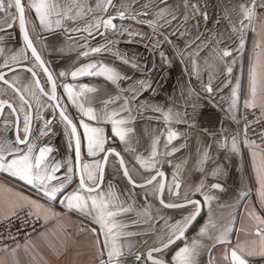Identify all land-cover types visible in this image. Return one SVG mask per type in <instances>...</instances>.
Listing matches in <instances>:
<instances>
[{
	"label": "crops",
	"instance_id": "obj_1",
	"mask_svg": "<svg viewBox=\"0 0 264 264\" xmlns=\"http://www.w3.org/2000/svg\"><path fill=\"white\" fill-rule=\"evenodd\" d=\"M23 2L29 35L58 85L57 97L61 108L73 123H77L78 130L83 131L78 123L81 119L103 128L107 138L105 148L115 149L121 154L137 183L150 179L158 170L164 171L167 174L163 197L166 203H182L186 199L202 203V216L188 235L157 257L174 264L172 257L175 253L185 244L191 245L196 241V264H230V258H226L229 257V249L241 246L247 253L258 247L260 238L255 233L258 228L264 230V225L256 218H264L259 179L260 170L264 167V152L242 141L241 112L244 108H256L264 115V19L256 10L251 22L244 20L243 24L240 23L243 17L239 14V5L244 3L251 7L249 0H189L199 6V12L187 21L183 16L186 12L190 15V10L183 7V0H168L170 6L179 8L178 18L171 25L159 20L161 27L156 32L147 23L137 22L156 19L158 9L151 6L152 0H113L115 6L109 7L106 13L95 9L97 0H86L94 11H86L77 17V9L73 8L70 15L75 18L62 19V24H54L52 30L41 26L34 10L27 8V0ZM64 2L68 0H61ZM79 2L83 4L85 0ZM144 4H150V7L144 9ZM119 11L129 15L147 11L148 15L137 16L136 20L116 19L115 30H103L101 25L99 30L90 28L91 35L84 31L89 25H95L97 18L107 19ZM205 12L207 19L201 15ZM233 24L236 30H233ZM122 28L128 32H123ZM0 29H5L0 30V49H3L0 74L15 67L28 66L50 93L48 81L23 41L15 8L0 11ZM129 32L143 35L132 36ZM164 37L171 42H166ZM156 40L160 41L159 46ZM94 47H101L102 51L92 53ZM224 50L230 51L231 55L222 57ZM85 51L89 52L88 56L82 55ZM13 56L15 60L11 59ZM123 59H128L129 63L125 64ZM90 63L115 68L122 79L113 83L104 75L71 76L73 71ZM134 64L137 67H133ZM228 67L232 68L231 73L227 72ZM253 68L262 84L254 107L249 106L252 103L250 82ZM62 72L66 75L61 76ZM5 80L28 104H24L16 91L3 81H0V102L13 104L21 127L24 111L32 116V139L37 148L52 147L49 159L64 165L58 176H64L68 166H73L74 171L70 174L71 182L56 201H50L41 189L18 177L0 172V220L14 216L11 215L13 212L16 215L27 210L31 215L38 213V218L45 224L23 244L0 253V264H97L104 239L99 225L85 212L69 210L60 203L64 196L79 186L73 138L71 145L69 143L70 128L36 87L30 72L10 73ZM141 81L144 82L143 88ZM209 84L212 93L206 91ZM65 85L72 86L76 103L65 91ZM85 85L94 91L82 92ZM133 88L137 89L135 99L130 91ZM110 100L114 102L104 103ZM125 100L129 101L127 107L130 111L122 110ZM79 103L109 115L113 111L118 112L116 118L127 121L124 127L130 129L126 140L121 141L115 135L108 119L89 121L83 117ZM165 113L171 114L169 119L165 118ZM50 117L58 121L50 131L41 135L45 121ZM15 123L14 113L6 108L0 124V138L14 140ZM171 132L176 136L169 141ZM21 136L23 138V133ZM233 138L238 146L236 152L231 150ZM154 148L157 155L150 161L155 165L152 169L141 164L138 158L148 161ZM104 154L89 156L87 141L82 137L81 165L102 161ZM161 180L160 177L145 188L133 187L123 177L119 160L111 155L108 158L100 189L106 196L111 185L115 195L109 205L110 210L130 209L120 211L114 218L116 223L125 226L117 231L134 234L120 239L125 249L122 258L125 264H151L146 260V253L159 247L161 239H167L171 225L195 210L192 205L181 209L163 206L159 202L158 191ZM176 182L180 183V188L179 195L174 197ZM214 183L221 184L223 190L213 189L211 185ZM197 188H200L199 192ZM245 191L248 195L241 198ZM205 196L211 199L205 200ZM23 198L36 201L42 207L29 210ZM230 225L229 243H219L217 237ZM202 228L207 229L203 235L200 234ZM136 255H141V261H135ZM245 258L248 264H264V256L258 254L245 255Z\"/></svg>",
	"mask_w": 264,
	"mask_h": 264
},
{
	"label": "snow or ice",
	"instance_id": "obj_2",
	"mask_svg": "<svg viewBox=\"0 0 264 264\" xmlns=\"http://www.w3.org/2000/svg\"><path fill=\"white\" fill-rule=\"evenodd\" d=\"M251 7H248L244 3L239 5L240 15H242L243 19L240 20V23L243 24L244 20H248L249 22L257 14V9L264 11V0H249ZM163 5V7H160ZM113 0H97L95 9H100L103 12H107L109 7H114ZM151 6L156 7L158 11H156L155 20H147L140 21L138 23H147L153 29V32H156L161 25H159V20H164L165 25H171L173 20H176L177 13L179 11L178 7L170 6L168 0H152ZM144 9L150 7V4L142 5ZM183 7L186 10H190V15L186 12L184 14L183 19L187 21L188 19L194 17L199 12V6L197 4H191L189 0H183ZM7 9L15 8L18 13V21L19 28L23 31V40L27 48L31 49L32 55L36 58L37 61H40L41 66L43 67L44 62L41 60L40 55L38 54L36 48L33 45V42L30 38L28 28L26 26V17L25 11L26 6L23 0H0V11H5ZM27 8L29 10H34L36 17L39 20L41 26L48 30H52L53 25L60 26L62 24V19H74L75 17L70 15L73 11V8L77 9L76 16H82L86 11L92 12L95 9L88 5L86 0L85 3H80L79 0H68V2L61 3V0H27ZM147 16L148 12H136L133 15L127 14L125 11H119L115 16H109L107 19L97 18V22L95 25H89L88 28H85L84 31H89L90 28L95 27L97 30L101 27V25L105 29H116V24L113 22L115 19L119 18L123 19H133L136 20L137 16ZM201 15L207 19V13H201ZM232 23V21H229ZM11 27V24L8 25ZM5 30V29H0ZM233 30H236L235 24H233ZM123 32H128V29H123ZM91 31H89V35H91ZM175 34V33H173ZM129 35L132 36H142L143 33L140 32H129ZM164 34L161 33V36ZM183 35V33H181ZM199 38V37H197ZM166 42H171L167 37H164ZM156 45L159 46L160 41H155ZM243 45V40H241V46ZM102 51L101 47H94L91 49L92 53H100ZM3 53V49H0V54ZM84 56H88L89 52L85 51L82 53ZM231 52L224 50L222 52V57L230 56ZM161 57L164 58V54L161 53ZM11 59L15 60L16 57L13 56ZM125 64L129 63L128 59H123ZM5 66H8L5 64ZM133 67H137V65H133ZM95 70V71H94ZM31 71V69H29ZM44 71L48 74V80L51 82V95L50 99L53 101L57 100L56 96V82L52 77V74L48 72L47 68H44ZM227 72L231 73L232 68L228 67ZM34 75V73H33ZM61 76L66 75V73H60ZM80 75H104L107 80L112 81L113 83H117L120 79H122L120 73L112 67L107 65L97 64H88L84 67L77 69L71 73L73 78H76ZM0 81H3L5 84H8L9 81L4 79V76L0 74ZM141 87L143 88L144 82H140ZM37 86H39V81L37 80ZM239 88V85H237ZM251 97L252 103L249 106H255L254 101L257 95V92L262 88L261 81L259 79V75L255 68L251 71ZM40 91L44 95H49L48 93L43 92V88L40 87ZM65 91L68 93L69 97L73 99V102L76 103L75 94L73 93L71 85H65ZM92 92L94 89L88 88L87 85L83 86L82 90ZM133 93V99H135V92L137 89H130ZM206 91L208 93H212L213 89L211 84L207 85ZM233 96H236V92H233ZM21 100L24 104H28V101L24 100L21 97ZM114 101H105L104 103L107 105L108 103H112ZM7 104V102H0ZM129 101L125 100L123 109L124 111H130L128 109ZM236 100H233V105H235ZM13 113L17 112V109L12 105H7ZM31 107V105H28ZM56 108H60L59 103L55 105ZM78 107L83 115V117H87L89 121H99L102 118L108 119L112 124V131L115 133L117 137L121 141H125L130 129L124 127L127 123L124 119H117L116 117L119 115L118 112L113 111L110 115L107 112H97L93 107H84L82 103L78 104ZM159 110V109H157ZM21 111H24L21 108ZM59 116L62 121L65 122L66 126L70 128L69 136H70V145L72 143V139L74 138V150H75V160L77 162L81 161V145H82V137L87 141V154L89 156H96L99 153H106L103 157L102 161H96L94 163H84L81 165V171L79 174V186L76 190L64 196V199L60 201V203L65 204V206L69 210H79L81 212H85L87 215L93 217L95 223L99 225L100 229L103 232V248L99 250V256L97 264H125L124 259H122L125 255L124 245L120 242L121 237L123 236H131L134 235L131 232L124 233L123 231H117V229H122L125 227L124 225H120L115 222V217L119 214L120 211H130V209H119V210H110L109 205L113 203L112 198L114 197V193L111 191V185H109V191L106 196L102 193L100 189V185L103 181V166L107 163L108 156L111 155L115 158H119V164L122 169V175L125 177L129 183L133 187H144L146 185H150L153 181L156 180V177L153 176L150 179H147L144 184L138 185L133 178L132 172L126 165L123 157L119 152H116L115 149H107L105 148V144L107 143V138L104 134V129L100 127L92 126L90 123L81 119L78 121L80 127L82 128V132L78 130L77 123H73L72 119H70L64 112L63 109L60 110ZM171 116L170 113H165V118L169 119ZM32 116L24 111L23 116V125L21 127L20 117L16 116V124H15V133L14 140H9L7 138H0V172H6L11 176L18 177L20 180L25 181L29 185H33L41 189L44 192V195L50 201H56L57 197L64 192L67 185L71 182L70 174L73 173L74 167L68 166L65 169L64 176H58L57 173L60 172L61 168L64 165L61 162L52 161L49 159L50 153H52L53 149L50 146H43L37 148V144L32 139V131H31V123ZM42 119V117H41ZM51 121H45L44 130H41V135L46 134L47 131H50ZM23 133V138L21 136ZM176 136L175 132H171L168 135V140L171 141ZM231 150L233 152L238 151V146L235 138L232 140ZM157 152L155 148L153 149L149 160L146 161L143 158H138L140 163L146 165L152 169H154V163L150 164V161H153ZM158 176L163 177V172H157ZM259 179L261 183L260 195L262 199H264V167L261 168L259 173ZM56 183H53V182ZM89 182H91L89 184ZM180 185L177 183L176 188L178 189ZM213 189H222L221 184L214 183L211 185ZM164 185L160 184L158 186V191L162 194ZM197 192L200 191V188L196 189ZM94 194V195H93ZM176 195H179L177 192ZM248 195L245 191L241 194V198H244ZM27 205L29 206V210L31 208L40 209L42 205H39L36 201L28 200V198H23ZM211 197L205 196V200H209ZM161 203L164 201L161 199ZM189 205L194 207V211L190 212L186 217L181 221H177L175 224L170 226V232L167 234V239L160 240V246L151 248L146 253V260L151 261V264H169L168 261L161 258H155L154 253H163L166 249L170 248L171 245L175 244L177 240H183L185 237L186 231L191 227L192 223L196 220V218L200 215L201 210V202L199 200H191L186 199L184 203L174 204L168 203L165 204L167 208H184ZM11 215H15V212L11 213ZM33 215H37L38 213H33ZM253 215H255L253 213ZM260 220V223L264 225V218L256 217ZM231 230V225L228 228H225L220 236L217 237V241L219 243H229L227 240L228 233ZM93 232L96 229H92ZM207 231L206 228L201 229V235H203ZM256 236L260 238V243L258 247H254L251 251L245 253V249L241 246H237L235 248L229 249V257L230 264H248V260L245 258V255H253L258 254L260 256H264V230L257 229ZM196 249L197 242L193 241L191 245L185 244L184 247L180 248L175 255L172 257V261L174 264H196ZM130 251V248H129ZM226 257V258H229ZM135 261H141V255L135 256Z\"/></svg>",
	"mask_w": 264,
	"mask_h": 264
},
{
	"label": "built area",
	"instance_id": "obj_3",
	"mask_svg": "<svg viewBox=\"0 0 264 264\" xmlns=\"http://www.w3.org/2000/svg\"><path fill=\"white\" fill-rule=\"evenodd\" d=\"M264 19V11L257 9ZM244 133L242 141L258 147L264 152V115L256 108H244L241 112ZM40 218L23 210L20 213L0 220V253L23 244L44 228Z\"/></svg>",
	"mask_w": 264,
	"mask_h": 264
},
{
	"label": "water",
	"instance_id": "obj_4",
	"mask_svg": "<svg viewBox=\"0 0 264 264\" xmlns=\"http://www.w3.org/2000/svg\"><path fill=\"white\" fill-rule=\"evenodd\" d=\"M17 15H18V13H17ZM117 19H119V18H117ZM116 20V19H115ZM114 20V21H115ZM113 21V22H114ZM103 30H105V28H103ZM20 32H21V36H22V38H23V31L20 29ZM31 38V37H30ZM32 40V39H31ZM24 41V40H23ZM32 42H33V40H32ZM33 45H34V43H33ZM34 47H35V45H34ZM36 48V47H35ZM28 50H29V52H30V54L32 55V52H31V49H29V48H27ZM37 50V49H36ZM37 52H38V50H37ZM38 54H39V52H38ZM40 55V54H39ZM32 57L34 58V60L36 61V63L39 65V67H40V69L42 70V72H43V74H44V76H45V78H46V80L48 81V84H49V87H50V94L49 95H45V97L53 104V106L55 107V105L57 104V103H59L58 102V97H57V100L56 101H53V100H51L49 97H50V95H51V82L48 80V74L44 71V68H47L48 69V67L46 66V64H45V62H44V60L42 59V57H41V55H40V58H41V60L44 62V64H43V67L41 66V64H40V61H37L36 60V58L32 55ZM29 69H31V71H29ZM20 70H25V71H28V72H30L32 75H33V73H34V75H33V77L35 78V80H36V83H37V80L39 81V86L40 87H42L43 88V86H42V84H41V80H40V78H39V76L35 73V71H33L32 70V68H30V67H28V66H19V67H15V68H12V69H9V70H7V71H5V72H3L2 73V75L4 76V79H5V76L6 75H8V74H10V73H14V72H17V71H20ZM48 72L49 73H51L50 71H49V69H48ZM52 77H53V75H52ZM53 79H54V77H53ZM55 80V79H54ZM56 82V81H55ZM7 85H9L10 87H12L16 92H17V90H16V88L12 85V84H10V83H8ZM40 87H38L39 89H40ZM43 92L44 93H47V92H45V90H43ZM43 94V93H42ZM44 95V94H43ZM58 95V85H57V83H56V96ZM8 104H5V105H3L2 106V110H1V112H0V116L2 115V113H3V110H4V108L7 106ZM10 105H12V104H10ZM60 105V104H59ZM13 106V105H12ZM55 109L57 110V112H58V114H59V112H60V110L62 109L61 108V106H60V108H56L55 107ZM14 115H15V117L17 116L16 115V113H14ZM1 118V117H0ZM16 124V123H15ZM14 132H15V127H14ZM73 142H74V138H73ZM116 152H118L117 150H115ZM106 155V153L104 154V156ZM110 156V155H109ZM109 156H108V158H109ZM122 157V156H121ZM118 160H119V158H117ZM107 161H108V159H107ZM107 164V163H106ZM106 164H104V166H103V179H104V172H105V167H106ZM122 170V169H121ZM80 171H81V161H79V162H77L76 161V172H77V178H78V182H79V174H80ZM159 172H163L164 173V176L163 177H161V176H158L157 175V172L153 175V176H155L156 177V180L158 179V178H160L161 177V184H163L164 185V188H163V192H162V194L159 192V202L161 203V199L164 201V192H165V188H166V184H167V174L164 172V171H162V170H158ZM152 176V177H153ZM155 180V181H156ZM128 181V180H127ZM155 181H153V183L155 182ZM129 182V181H128ZM102 183H103V181H102ZM137 183V182H136ZM152 183V184H153ZM179 184L180 185V183L179 182H176L175 183V188H174V193H173V196L174 197H176V196H178V195H176V193L178 192L179 193V188L177 189L176 188V184ZM138 185H140V184H144V182H142V183H137ZM151 185V184H150ZM150 185H146V186H144V187H136V188H145V187H148V186H150ZM102 186V184L100 185V187ZM196 200V199H195ZM182 203H184V202H182ZM163 206H165V204H168V203H166L165 201H164V203H161ZM176 204H180V203H176ZM190 206V205H189ZM188 207V206H187ZM167 208V207H166ZM185 208V207H184ZM169 209H181V208H169ZM202 212H203V205H202V203H201V210H200V215L196 218V220L192 223V225H191V227L186 231V233H185V237L188 235V233L190 232V230L197 224V222L200 220V218H201V216H202ZM184 237V238H185ZM182 240H177L176 242H175V244H173V245H171V247L170 248H168V249H166L165 251H168V250H170L171 248H173L174 246H176L177 244H179L180 242H181ZM164 251V252H165ZM158 254H161V253H154L153 255H154V257L155 258H159V257H157V255ZM230 258V257H229ZM151 262V261H150ZM170 264V263H169Z\"/></svg>",
	"mask_w": 264,
	"mask_h": 264
},
{
	"label": "flooded vegetation",
	"instance_id": "obj_5",
	"mask_svg": "<svg viewBox=\"0 0 264 264\" xmlns=\"http://www.w3.org/2000/svg\"><path fill=\"white\" fill-rule=\"evenodd\" d=\"M40 78V77H39ZM35 79V78H34ZM41 80V79H40ZM35 83H36V80H35ZM41 84H42V86H43V90H45V86H44V84L42 83V81H41ZM36 87L38 88V86H37V83H36ZM41 92V91H40ZM45 92H47L46 90H45ZM17 93V92H16ZM42 93V92H41ZM48 93V92H47ZM20 97H22V95L20 94V93H17ZM48 94H50V93H48ZM24 99V98H23ZM25 100V99H24ZM7 104H12L11 102H7ZM3 105H5V104H2L1 105V107H0V112H1V110H2V106ZM13 105V104H12ZM6 108H9L8 106H6L5 108H4V110H3V113H2V115L0 116L1 118H0V124L3 122V115H4V112H5V109ZM48 121H51V124H50V128H52L53 126H54V123H57V122H55V121H58L55 117H50L49 118V120ZM32 124H33V119H32V123H31V131H32ZM14 133L15 132H13V136H14Z\"/></svg>",
	"mask_w": 264,
	"mask_h": 264
}]
</instances>
